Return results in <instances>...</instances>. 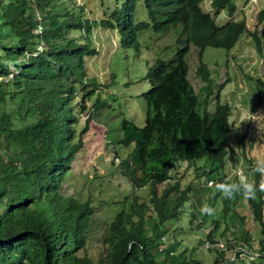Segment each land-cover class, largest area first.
<instances>
[{"label": "trees", "instance_id": "trees-1", "mask_svg": "<svg viewBox=\"0 0 264 264\" xmlns=\"http://www.w3.org/2000/svg\"><path fill=\"white\" fill-rule=\"evenodd\" d=\"M201 2L122 0L104 17L90 18L84 14L83 4L73 0H0V264H205L196 253L207 242L209 249L218 251L213 262L206 264H218L222 259V250L213 246L218 243L214 233L201 230L207 214L199 209L201 195L211 192L216 198V192L204 184L182 186L171 170L180 161L196 164V159L205 157L209 166H196L195 170L206 183L208 176L225 168L228 155L234 154V128L229 119L233 107L220 99L223 83L213 90L203 53L207 46L232 48L245 31L262 51L258 28L264 23V8L247 21L235 16L240 7L235 0H210L212 12L203 9ZM139 3L146 19H139ZM224 11L226 18L217 23L216 16ZM95 26L116 28L120 45L136 49L138 32L149 28L156 33L170 32L176 48L172 57L156 56L147 67L150 86L142 92L144 124L126 118L120 122L116 142L132 148L123 155L113 150L120 158L114 171L120 173L127 191L122 192L123 199L115 201L103 248L89 254L95 206L90 195L65 194L63 184L93 114L87 100L96 94L91 107L106 104L101 94L108 85L89 76L85 65V56L95 53L90 38ZM193 45L200 92L188 76L187 54ZM5 61L15 62L11 77ZM253 90L257 92H253L252 111L264 104L260 86ZM84 111L85 124L76 133V122ZM251 118L247 122L252 127ZM247 131L235 133L239 134L238 144L244 142ZM262 142L264 145V130ZM247 160L252 174L245 169L244 175L258 185L262 178L255 171L256 164ZM216 177V184L225 182L224 176L217 173ZM233 180L240 181L236 173ZM146 186L147 199L127 195ZM113 202L112 198L108 203ZM224 204L226 212L225 199ZM248 204L263 242L264 193ZM181 218L197 234L191 248L178 237L183 233L182 225L176 224ZM234 228L229 226L235 236L227 243L235 248L242 245L236 259L238 252H248L252 256L249 264H256L257 256L247 249L252 248L248 232ZM259 255L264 258L263 253Z\"/></svg>", "mask_w": 264, "mask_h": 264}, {"label": "rangeland", "instance_id": "rangeland-1", "mask_svg": "<svg viewBox=\"0 0 264 264\" xmlns=\"http://www.w3.org/2000/svg\"><path fill=\"white\" fill-rule=\"evenodd\" d=\"M65 1L69 2V0ZM73 1L83 4L85 16L101 18L116 2L120 3L122 0ZM235 2L240 6L235 16L237 18L244 17L247 21L254 19L253 13L257 9L264 8V0H235ZM201 5L203 9L212 12L210 0H202ZM138 15L139 19L147 18L145 8L141 3L138 5ZM226 16L225 11L217 15V23L222 22ZM258 34L263 42L262 51H258L250 34L245 31L232 48L207 46L203 53V60L207 63L213 79V90L216 92L219 84L223 83V86L220 87V99L231 103L233 107L229 119L234 128L231 143L235 152L228 155L225 168L221 172L215 171L216 175L218 173L219 176L225 177V182L230 180L227 181L228 183L235 182L233 180L235 173L240 179L244 177L242 174H245V169H249V171L247 170L248 173L252 174V167L249 168L247 158H251L255 164L258 159H264V145L262 142L264 104H258L254 111L250 109L254 93L257 92V90H253V86H260L262 96H264V23L259 26ZM90 38L95 47V53L85 56V65L89 76H94L98 82L108 85L106 91L101 94V98L106 104L93 109L91 102L96 94H93L92 98L87 100L88 109L93 111V114L88 122V129L82 135L83 146L75 156L74 166L66 175L63 187L67 195L72 194L81 198L90 195L95 211L87 248L89 254H96L104 246L102 238L109 231V222L112 220L116 209L115 201L123 199L122 192L127 191L125 181L123 182L120 178V173L117 174L114 171L118 162H120V158L115 157L113 150L116 149L123 155L127 152V149L130 151L132 148V145L125 147L116 142L119 137L120 122L122 118H126L139 126L144 124L145 102L142 92L150 86L145 77L147 67L156 56L165 59L172 57L176 44L172 33H156L150 28L138 32L139 49L132 45L121 46L120 35L116 28L95 26L92 29ZM187 57L189 79L195 90L200 92L202 82L195 73L197 55L194 45ZM4 64L11 70L9 73L11 77L15 69V62L10 61L7 64V61H5ZM86 112L84 111L83 116L76 122V133L85 124ZM250 117H252L250 119L252 127L247 122ZM244 131H247L244 142L238 144L236 138L239 137V134L236 135L235 133L242 134ZM246 153L249 157H244ZM116 158H119V160ZM195 161L196 164L180 161L177 168L171 170V174L179 176L182 186L188 182L195 187L204 184L211 186L216 192V198H212L211 192L201 195L203 202L199 209L201 210L205 205L214 209L213 214L206 216L201 230L203 232L211 230L214 233V238L218 243L213 246H217L223 252V257L218 264H249L252 259L248 252H238L240 256L236 259L235 253L237 250H242V245L237 244L235 248L227 243V240L233 239L235 236L229 226H235L234 229L242 228L248 232V242L252 245V248L249 246L246 248L253 252L254 256H257L255 258L256 264H264L263 256L259 255L264 254V241L260 242L263 233L260 231L258 222L253 218L248 200L240 194L230 200L223 198L221 193L215 189L216 175L211 178L208 176L211 183H203L196 174V166L199 168L205 165L209 166L205 157ZM241 168L243 173L239 175ZM202 172V169L199 170V175ZM160 188L158 187V190ZM131 194L147 199L149 197V187L135 188L127 193L128 196ZM112 198L114 204L108 203ZM224 199L226 200V212L223 211ZM187 212L185 214H188ZM214 220L217 223H214ZM176 224H181L183 228V233L178 236L179 239H184L186 248H191L196 243L193 239L197 236L194 233L195 229L187 225L185 218H181ZM217 251L218 249L215 248L209 249V243L207 242L199 245L196 254L206 264L213 262ZM245 253L248 255L246 256ZM240 260L242 261L240 262Z\"/></svg>", "mask_w": 264, "mask_h": 264}, {"label": "clouds", "instance_id": "clouds-1", "mask_svg": "<svg viewBox=\"0 0 264 264\" xmlns=\"http://www.w3.org/2000/svg\"><path fill=\"white\" fill-rule=\"evenodd\" d=\"M255 171L261 176V181L257 185L255 181H249L246 177H241L238 183L222 182L215 185L216 191L220 192L223 198L233 199L237 194L242 195L248 200H257L258 193H264V159H258L255 166ZM203 214L211 215L214 209L211 206L205 205L201 209Z\"/></svg>", "mask_w": 264, "mask_h": 264}, {"label": "built area", "instance_id": "built-area-1", "mask_svg": "<svg viewBox=\"0 0 264 264\" xmlns=\"http://www.w3.org/2000/svg\"><path fill=\"white\" fill-rule=\"evenodd\" d=\"M116 159L119 160V158H116ZM242 173H243V169L241 168V169L239 170V175H241ZM242 175L245 177L244 174H242ZM207 182L211 183V180H207Z\"/></svg>", "mask_w": 264, "mask_h": 264}]
</instances>
